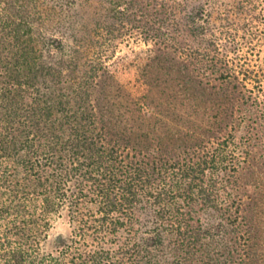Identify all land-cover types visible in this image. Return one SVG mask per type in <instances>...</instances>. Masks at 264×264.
<instances>
[{"label": "trees", "instance_id": "16d2710c", "mask_svg": "<svg viewBox=\"0 0 264 264\" xmlns=\"http://www.w3.org/2000/svg\"><path fill=\"white\" fill-rule=\"evenodd\" d=\"M43 1L0 0V264H264L262 208L237 177L246 150L235 135L217 133L239 83L220 86L210 122L196 118L202 107L177 116L173 84L146 80L170 60L166 53L144 57L137 97L103 59L73 76L48 58L63 40L36 37ZM230 62L222 78L263 89L264 65ZM195 63V76L181 67L178 91L200 97L203 58ZM116 87L129 95L125 103ZM63 209L74 231L56 255L43 242Z\"/></svg>", "mask_w": 264, "mask_h": 264}, {"label": "rangeland", "instance_id": "374dc122", "mask_svg": "<svg viewBox=\"0 0 264 264\" xmlns=\"http://www.w3.org/2000/svg\"><path fill=\"white\" fill-rule=\"evenodd\" d=\"M43 8L45 20L39 25L36 37L57 45L63 40V50L52 45L48 58L70 65L67 73L73 76L86 77L92 64L103 59L105 64L119 68L115 82L127 84L124 87L133 86L125 92L134 90L133 96L137 97L140 96L141 66L147 60L144 57L150 52L168 54L167 64L160 68L155 63L145 78L155 83L160 77L164 81L161 88L173 84L176 89H171L169 94L174 92L178 98L177 116L194 114V107H202L199 115L195 113L196 118L200 116L203 121L213 122L215 117L212 116L219 112L214 100L220 86H231L232 91L234 84L239 83L240 91L231 97L235 108L231 103L225 104L231 117H225L226 122L217 133L235 135L246 150L237 177L245 197L252 195L262 208L258 220L264 237V81L263 89H258L254 79L222 78L223 72L227 73L228 59L232 61L230 65L242 70H258L264 65V0H44ZM159 27L166 34L156 35ZM166 43L173 47L166 48ZM46 52L50 54L47 47ZM213 56L214 63L210 61ZM198 58H203L206 73L202 75L206 87L204 92H199L200 97L178 91L177 84L179 77H185L181 75V67L185 65L187 73L195 76L194 68L201 66L195 63ZM216 65L221 71L213 72ZM170 67L172 69L166 72ZM116 89L118 99L125 103L129 95ZM162 93L159 88L156 95L162 96ZM254 214L250 213V218L253 219ZM201 216L207 215L202 213ZM73 231L69 211L63 209L53 216L43 249L59 254L63 240L71 238ZM170 257L168 259L172 260Z\"/></svg>", "mask_w": 264, "mask_h": 264}]
</instances>
